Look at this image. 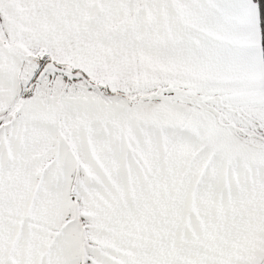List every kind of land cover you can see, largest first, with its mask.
<instances>
[{"label": "snow or ice", "instance_id": "1", "mask_svg": "<svg viewBox=\"0 0 264 264\" xmlns=\"http://www.w3.org/2000/svg\"><path fill=\"white\" fill-rule=\"evenodd\" d=\"M0 264H264V0H0Z\"/></svg>", "mask_w": 264, "mask_h": 264}]
</instances>
